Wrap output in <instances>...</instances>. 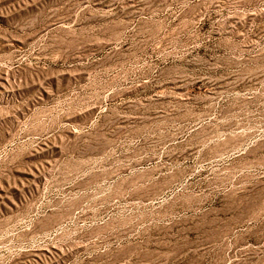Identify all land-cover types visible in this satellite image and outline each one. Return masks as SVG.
<instances>
[{
    "label": "rangeland",
    "instance_id": "rangeland-1",
    "mask_svg": "<svg viewBox=\"0 0 264 264\" xmlns=\"http://www.w3.org/2000/svg\"><path fill=\"white\" fill-rule=\"evenodd\" d=\"M0 264H264V0H0Z\"/></svg>",
    "mask_w": 264,
    "mask_h": 264
}]
</instances>
